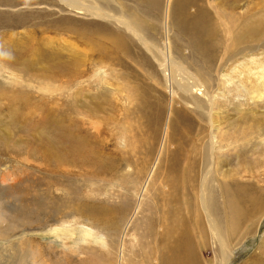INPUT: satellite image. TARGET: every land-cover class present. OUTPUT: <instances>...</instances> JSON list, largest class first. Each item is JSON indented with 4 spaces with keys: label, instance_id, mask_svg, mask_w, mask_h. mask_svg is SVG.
Instances as JSON below:
<instances>
[{
    "label": "rangeland",
    "instance_id": "obj_1",
    "mask_svg": "<svg viewBox=\"0 0 264 264\" xmlns=\"http://www.w3.org/2000/svg\"><path fill=\"white\" fill-rule=\"evenodd\" d=\"M166 2L85 0L132 23L148 42L146 47L114 19L90 15L60 0H0V264H117L122 227L157 156L169 108H176L171 122L177 129L184 115L194 121L195 130L200 126L190 110H180L175 101L180 93L158 65V52H169L204 82L203 72L212 69L206 87L220 97L216 70L225 34L221 31L210 41L200 32L220 24L219 29H229L230 42L248 20L264 25V0ZM214 6L223 12L227 26L217 19ZM256 41L245 37L223 70L235 89L230 88V116L214 128L206 127L208 133L213 130L215 153L209 213L229 242L225 264H264V38ZM209 50L218 51L206 56ZM172 89L177 93L171 101ZM127 91L134 93L132 101ZM220 107L219 116L224 110ZM125 125L133 126L141 141L134 156L125 141ZM58 128L61 135L68 131L72 144L80 139L89 143L90 162H62L53 171L48 149ZM218 130L239 140L220 145ZM99 161L108 172L100 171ZM63 204L68 208H60ZM191 209L182 215L188 224L164 239L153 240L160 227L147 222L133 250L126 248L127 256L135 258L126 264H169L174 256L177 262L186 257L189 243L193 247L188 250L197 257L190 264H218V242L205 215L199 207L198 213ZM102 212L113 216V226L102 220ZM62 223L71 225L70 238L52 233V227ZM88 228L92 235L84 237ZM244 228L248 231L241 236Z\"/></svg>",
    "mask_w": 264,
    "mask_h": 264
},
{
    "label": "bare ground",
    "instance_id": "obj_2",
    "mask_svg": "<svg viewBox=\"0 0 264 264\" xmlns=\"http://www.w3.org/2000/svg\"><path fill=\"white\" fill-rule=\"evenodd\" d=\"M60 1H62L63 3L67 4L68 6L74 8V9L87 12L90 15L97 16V17H104L108 20L114 19L120 26H122V28L127 30L136 39L140 40L142 44H144V45L146 44L145 45L146 47L149 45L148 42H146L145 39L140 35L141 33L139 34V32L135 28V26L132 23H130L129 21H127L125 18H123L122 16L121 17L120 16H111L110 13L106 14V12L104 13V12H102L103 10L98 8L99 6L86 4L85 0H60ZM168 1L169 0H167V2H166L167 5H168ZM215 9H216V7H215ZM231 14H235V13L231 12ZM216 16H217V19L221 20V22L224 21L223 20V12L221 11V9L220 10H218V8L216 9ZM224 19H225V17H224ZM223 23L225 26L226 25L225 21ZM224 26H222V28ZM219 27H221L220 24L213 25V27H209L205 31L200 32V35H202V39L205 37V38H209L210 41H212L214 38H216L217 36L222 34V33H220L221 31L225 34L223 36L225 44L222 46V42H223L222 39L223 38H220L221 41L218 45L220 47V51L223 49V52H222L221 57H220V64L218 65V68L216 70V75L219 76V77H217L216 84L221 86L220 89H218L219 87L217 88L218 90H220V92H219L220 97L219 96L216 97V94L212 93V91L209 92L208 88L206 87V82L208 83V85L211 82V79L207 75L210 73V71L212 69H210V71H208V73L205 71L203 72L204 74H206V75H204L206 82H204L203 78L198 77L197 74H194L193 72L189 71L186 68V66H184L181 62L173 60L169 56V54H168L169 52L168 53H166L165 51H159L158 52L156 50L159 53V55L157 57L158 65L162 67V70L164 72L167 71L166 75L168 76V81H170V84L175 86L176 87L175 89L180 93L179 96H177L178 98L175 99V94L177 92H176V90L174 91L172 89L170 91L171 101L173 99H175V101L179 102V106H181L184 110L181 109L179 106L178 107L180 108V110L183 113H187L188 110H190L189 113L194 115V117L199 122L200 126L198 129L195 130L194 129V121L191 122V120L188 119V116L182 114L181 116L184 115L183 119L181 120L182 122L179 120L182 124H180L178 126V129H177V126L172 125V122H171L172 117L176 111V108H173L172 105L169 108L168 114L166 116L165 126L163 129L164 133L162 135L160 147H159L157 154H156L157 156H156L154 163L152 164L151 168L147 171L146 177H145V179H143L144 181L140 183L139 193H138V196L136 197V200L134 203L132 215L127 217L126 220L124 221L122 231H121V239H122L121 240V246H120V250H119L118 255H117V260H118L117 264H126V262H128L129 260H130V262L133 263L135 258L131 259L127 256L128 254L125 253L126 248L128 247L129 250H131V251L133 250V248L136 246V244L139 240L138 238L140 237L141 234L143 235L142 228L145 225H147L146 224L147 222L150 224L153 220L154 223L159 225V227H160V230L157 233L158 237H153V240H155V239L157 240V238L164 239V237H166L168 235H172L174 233L173 231L177 230L178 227L180 228V226L183 225L184 222L187 225L188 223H186V221H185L186 216H182V215L183 214L187 215V213L189 214V210L191 208H193V211L195 212L196 207H199L201 210V213L203 215H205V218L207 220V224L209 225V228H210L211 233L213 235L212 237L214 239H216V241L218 242V251H219V260H218L219 263L218 264L227 263V261L230 257L231 252L228 248L229 242L221 237V234L217 229L218 227L215 225V223L212 220L210 213H209V189H210L209 180L211 179L210 175H211V169H212V167H211L212 166V159H213V155L215 156V153L213 154V137H214L213 130L211 129V131L208 133V131L206 132V127L208 125L210 128H214L215 124L218 121L219 122L224 121L226 118H228L230 116L229 111L232 109V108H230V104L232 103V98H231L232 93H230V91H231L230 88H232V87H229L230 81L227 78H224L227 73H225V72L223 73V70L226 69V66L228 65V62L230 61V59L232 57L236 56V54H238L237 50H240V48H238V45H241V43L244 41L245 37L250 38V39L255 40V41L258 40V41H256V43L257 44L260 43L259 41H261L262 38H264V25H261L260 23L255 24L253 22V20H251L249 23V20H248L246 24L243 23V25L241 24L239 26V32L238 33H233L231 35L232 37L230 38V42H228L229 38L226 36L227 32H229V29H227V27H226V29L221 30V29H219ZM228 27H230V26H228ZM150 47H149V49H151ZM149 51H151V50H149ZM217 51L218 50H216V51L214 50L211 52V50H209L207 52L208 55H206V56L214 55V53ZM153 55L156 56L157 53H156V55L155 54H153ZM208 68H209V66H208ZM237 68H238V66H237ZM227 70L228 69H226V71ZM229 70H230V68H229ZM231 70H232V68H231ZM210 74H213V73H210ZM221 76H223V78ZM263 83H264V80H263ZM213 85L214 84H212V87H213ZM121 89L124 90L125 88L122 87ZM233 89L234 88H232V90ZM74 93H75V95L77 94L76 92H74ZM121 93H122V91H121ZM72 94H73V92H72ZM126 96H127L129 101H132L135 98L134 93L131 94L129 91H127ZM178 99H179V101H178ZM218 106L219 107L221 106L224 109L223 111L221 110L220 116L218 115V112H217L218 109L216 110V108ZM118 110H119V114H121L120 111L123 109L120 106V108ZM178 114H180V113H178ZM240 114H241V112H240ZM217 115L219 116V119H218ZM126 117L127 116H125V118ZM68 118L70 119V117H68ZM221 119H223V120H221ZM176 121H178V120H176ZM126 123H128V122H126ZM260 123H262V122H260ZM217 126H218V124H217ZM123 127H124V134L129 135V137L126 138L125 141L127 143L129 142L128 144H130V146H131L132 152L130 153V155L133 154V156H134L135 154H137L135 149L141 147V141H140V139H138L139 135L137 134V131L134 129L133 126L131 127L130 125L129 126L125 125ZM218 128H216V130ZM139 130H142V129H139ZM219 131L220 130H218V132ZM172 132H176L177 137H175V135ZM216 133H214V134H216ZM66 134L68 135V131L61 135L60 128L55 130L54 141L51 144L50 148L48 149L49 150L48 151V159H50L51 162L54 163V166L52 167L53 171H55V169H57L61 165L62 162L63 163L68 162L70 164L71 162H76V161H79L78 163H80V161L85 162V163L86 162L88 163L91 161L89 155L93 152V150H92V147L89 145V143L86 142L85 140L80 139L81 140V141H79L80 143L76 142V143L72 144L70 139L68 138V136L66 138ZM142 134H143V132H142ZM208 134H209V137H208ZM206 135L208 138L206 137ZM223 135L224 134L222 132H221V134L219 132V135L217 136L219 144L221 143L222 145L227 146V144L229 143L230 140H233L236 142L239 140V137H238L239 134L237 136L238 138H235L236 136L235 137L234 136L224 137ZM230 135H231V133H230ZM242 136H241V139L242 138L244 139V136L243 137ZM203 138H207L206 141H204ZM232 138H234L235 140ZM236 139H238V140H236ZM243 139L241 141H243ZM225 141L227 144L225 143ZM233 141H231V142H233ZM134 142L138 143V145L136 146V144H134ZM165 143H166V145H165ZM163 150H164V154H163V157L161 158L160 155H161ZM225 154H228V153H225ZM133 156H132V158H133ZM124 159H125V157H124ZM126 159L128 160V158H126ZM121 162H123V161H121ZM95 163H96V159H95ZM99 163H100V171L101 172H108L109 171L106 165H104V164L102 165V163L100 161H99ZM72 165H73V163H72ZM53 181L56 183L60 182L59 179L56 180L55 178ZM66 193H67V191H66ZM48 197L49 196H47V198ZM191 200L194 201V206L191 205L192 204ZM50 203H51V201H50ZM131 203L132 202H130V204ZM130 204L128 205V207L126 206L127 207V209H126L127 213L129 211L128 209H129ZM67 206H69V205L63 204L62 207H60V208L66 209V208H68ZM60 211H62V210L60 209ZM191 211H192V209H191ZM196 213H198V211H196ZM101 215H102V220H105V219L108 220L107 223L109 224V226H111L112 224L114 225V222L112 223V219H111L113 217L112 215H111L112 217H110V219L107 216V214H105L104 212H102ZM134 216H136L137 218ZM84 228H87V227L84 226ZM129 230L131 232L129 234H127L129 232ZM53 231L58 236L59 235L64 236L65 239H66V237L70 238L73 234L71 225H68L66 223H62L59 226L52 227V233H53ZM83 231H84V237L88 236V234L90 233L89 228L83 229ZM247 231H248L247 229L243 230L242 231L243 233L241 234V236H245V233H247ZM90 234L92 235V233H90ZM126 237H128V241H129L128 245H127V242L125 243ZM85 239L86 238H84V240ZM101 242H104V241L101 240ZM188 246L193 247L192 245H190V243L188 244ZM188 246L186 249L188 252L186 251L187 254L185 253L186 257L184 259L181 258L176 262L175 261L176 257L173 255L175 259L173 258V262L170 261L171 264H190L191 262L194 263V260H196L197 257L195 255L192 256V254L188 250ZM179 249H180V247H179ZM193 249L191 248V250H193ZM173 250H176V249L173 248ZM171 252L173 253V251H171ZM171 252H169V253H171ZM174 253H175V251H174ZM173 256L171 255V257H173ZM194 256H195V258H194ZM36 257H37V255H36ZM171 259H169V260H171ZM170 262H169V264H170ZM195 262H197V261H195ZM91 264H96V262L93 261Z\"/></svg>",
    "mask_w": 264,
    "mask_h": 264
}]
</instances>
